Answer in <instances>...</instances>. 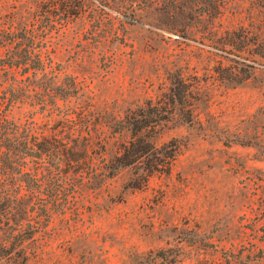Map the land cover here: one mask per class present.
Masks as SVG:
<instances>
[{
  "label": "rangeland",
  "instance_id": "obj_1",
  "mask_svg": "<svg viewBox=\"0 0 264 264\" xmlns=\"http://www.w3.org/2000/svg\"><path fill=\"white\" fill-rule=\"evenodd\" d=\"M22 47L55 78L0 70V88L33 86L6 116L64 145L68 179L26 264H264V0H0V59ZM177 79L189 98L150 134L178 148L167 175L91 178L129 140L125 115Z\"/></svg>",
  "mask_w": 264,
  "mask_h": 264
},
{
  "label": "trees",
  "instance_id": "obj_2",
  "mask_svg": "<svg viewBox=\"0 0 264 264\" xmlns=\"http://www.w3.org/2000/svg\"><path fill=\"white\" fill-rule=\"evenodd\" d=\"M41 50L40 47H22L17 52L7 50L0 59V70L4 73L19 71L21 76L29 72L30 76L25 78L40 75L46 81L51 80L55 76L51 75L50 63L44 60ZM170 84L167 104L147 101L125 115L114 131L125 130L130 135L129 140L120 144L111 160L102 159V166L93 169L91 178L108 180L120 171H130L134 179L126 188L138 190L144 188L152 176L167 175L178 148L174 143L156 147L150 141V134L156 126L174 116L176 110L181 113L185 99L189 98L181 81L172 80ZM51 88L43 87L38 99L40 107H46ZM30 92H33L31 84L24 85L23 79L13 76L0 88V263L3 264H26L28 256L34 253L28 247L35 240L33 220H49L51 206L58 215L67 210L65 186L68 179L63 176L66 148L63 144L54 145L40 139L30 124L18 125L6 116V111L23 100L31 101ZM176 106L181 109H175ZM185 123H191L189 115ZM51 173L56 177L53 186L47 183L46 175Z\"/></svg>",
  "mask_w": 264,
  "mask_h": 264
}]
</instances>
